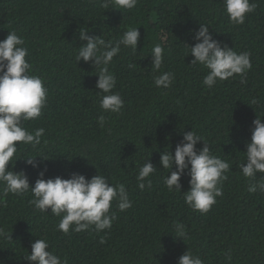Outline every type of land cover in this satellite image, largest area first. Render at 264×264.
<instances>
[{
	"label": "trees",
	"instance_id": "16d2710c",
	"mask_svg": "<svg viewBox=\"0 0 264 264\" xmlns=\"http://www.w3.org/2000/svg\"><path fill=\"white\" fill-rule=\"evenodd\" d=\"M250 2L255 11L235 24L224 0H138L132 9L114 4L105 9L101 0H0V41L16 31L32 72L48 89L42 116L23 122L30 132L45 129L41 143L33 148L17 142L19 159L9 163V170L23 171L32 186L45 169V179H68L72 173L90 179L98 171L110 184H124L132 202L121 212L113 201L111 229L64 234L58 230L61 217L36 209L30 190L0 197V228L10 236L0 237V264H33L26 257L38 238H46L49 250L67 264H178L187 249L204 264H264V193L248 192L250 181L239 168L253 121L264 118V0ZM200 24L208 25L222 45L250 53L252 66L243 78L234 74L212 88L203 84L208 70L191 65L187 46L196 43ZM131 28L140 31L137 50L121 45L108 65L124 107L119 114L106 112L100 107L103 93L95 87L99 67L76 62L86 43L79 31L102 35L114 45ZM158 43L164 52L157 71L151 50ZM163 72L174 76L167 89L154 84ZM192 129L214 155L230 163L223 194L207 213L188 207L183 193L168 191L164 178L171 173L160 165L161 153L174 154ZM37 154L48 159L38 168L26 164L24 157ZM148 159L157 171L149 177L151 187L141 190L136 176ZM257 175V180L264 176ZM189 180L187 174L181 177L182 192L190 189ZM174 222L185 225L184 240L174 235Z\"/></svg>",
	"mask_w": 264,
	"mask_h": 264
},
{
	"label": "clouds",
	"instance_id": "9594fccd",
	"mask_svg": "<svg viewBox=\"0 0 264 264\" xmlns=\"http://www.w3.org/2000/svg\"><path fill=\"white\" fill-rule=\"evenodd\" d=\"M138 0H101V7L107 9L109 4L117 8L132 9L136 7ZM226 12L230 20L235 24H243L246 14L255 11L256 4L250 0H224ZM79 39L86 41L79 47L75 59L77 64L83 59L85 63L92 62L94 67H99L96 89L103 93L100 107L106 112L119 114L124 107V100L116 88L117 78L108 69V65L121 51V45L137 50L140 40L138 28L125 31L115 44L105 41L103 36H90L88 31H79ZM196 43L188 46L194 59L191 65L200 64L206 68L207 74L203 84L212 88L218 81H225L239 74L242 78L251 69L250 53H237L227 45L215 40L209 32V26L200 24L199 30L194 34ZM24 40L16 31H10L6 38L0 41V197L9 193L21 195L31 191L34 199L30 201L41 212L61 217L58 230L64 234L71 231L81 232L94 229L101 232L111 229L115 214L110 212L113 201L121 212L132 207L125 185L122 183H109L105 175L97 174L90 179L83 174L72 173L70 178L59 176L45 179V169L39 173V178L34 186L30 185L26 174L9 170L11 162L13 166L19 158L17 142L19 146L31 145L33 148L40 145L41 137L45 129L38 128L30 132L24 127L23 122L35 120L42 116L43 109L47 105L48 89L44 80L32 72V65L28 62V49L24 46ZM151 64L155 70H159L163 63V43L156 44L152 50ZM102 65V67H100ZM134 67V65H129ZM174 76L170 72H163L154 78L157 88H169ZM264 118L257 116L253 121L251 140L246 144V160L239 165L245 178L250 183L248 192L264 193V176L257 180V174H264ZM100 127H104L106 118L101 115L98 118ZM203 141V147L197 149V144ZM170 148V146H169ZM22 156V155H21ZM36 157L42 160L37 162ZM21 158V157H20ZM26 164L38 168L40 163L47 160L43 155L24 157ZM160 165L163 169L170 170V175L164 178V184L169 192H181L184 201L191 209L207 213L216 198L222 196V184L228 177L230 163L214 155L210 145L193 129L183 134L182 140L176 145L174 154L164 151L160 155ZM175 166V171H172ZM157 171L149 159L139 168L136 176L138 187L141 190L150 188L152 181L149 177ZM187 174L190 177V189L182 192L181 177ZM255 181V182H251ZM2 202V200H0ZM174 235L183 239L187 233L185 225L174 222ZM0 237L10 239L8 233L0 228ZM184 240V239H183ZM46 238L36 239L31 245V253L26 259L33 264H67L53 251ZM178 264H204L200 256L187 249L179 257Z\"/></svg>",
	"mask_w": 264,
	"mask_h": 264
}]
</instances>
